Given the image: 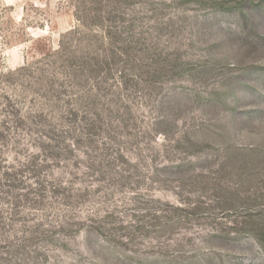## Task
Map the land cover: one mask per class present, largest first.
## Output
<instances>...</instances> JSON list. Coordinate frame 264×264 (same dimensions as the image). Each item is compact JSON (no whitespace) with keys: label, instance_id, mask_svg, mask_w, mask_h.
<instances>
[{"label":"rangeland","instance_id":"obj_1","mask_svg":"<svg viewBox=\"0 0 264 264\" xmlns=\"http://www.w3.org/2000/svg\"><path fill=\"white\" fill-rule=\"evenodd\" d=\"M0 264H264V0H0Z\"/></svg>","mask_w":264,"mask_h":264}]
</instances>
